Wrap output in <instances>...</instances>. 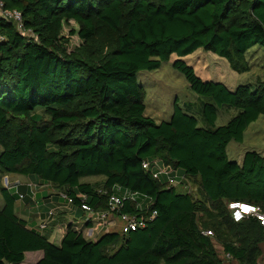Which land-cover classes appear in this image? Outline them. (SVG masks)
<instances>
[{"label":"trees","instance_id":"16d2710c","mask_svg":"<svg viewBox=\"0 0 264 264\" xmlns=\"http://www.w3.org/2000/svg\"><path fill=\"white\" fill-rule=\"evenodd\" d=\"M2 2L20 12L23 31L0 17V178L25 175L32 183L15 184L14 192L0 184V264H22L28 251L41 252L34 264H261L263 228L251 217L232 221L226 203L264 210V153L244 150L236 161L225 149L264 116V78L228 88L202 80L179 58L200 48L247 72L246 52L264 48V0ZM70 20L76 29L61 35ZM71 34L81 43L66 51ZM171 54L197 95L200 124L190 102L174 100L166 120L144 114L136 74ZM218 108L236 113L214 126ZM151 159L175 169L193 192L153 178L141 168ZM96 176L102 180L80 181ZM36 184L69 197L58 196L70 213L83 212L81 203L105 210L108 194L126 190L135 196L119 212L155 214L143 227L93 239L68 221L54 244L53 217L39 231L15 211L24 197L18 187L34 197L27 205L40 198ZM218 247L230 256L226 263Z\"/></svg>","mask_w":264,"mask_h":264},{"label":"rangeland","instance_id":"374dc122","mask_svg":"<svg viewBox=\"0 0 264 264\" xmlns=\"http://www.w3.org/2000/svg\"><path fill=\"white\" fill-rule=\"evenodd\" d=\"M70 29H76V24L71 20L68 21L67 24H63L61 35L67 36ZM80 43L81 41L76 34L69 35L66 51L74 50V48L79 46ZM176 57L177 56L174 54H171L168 60L162 61L156 69L141 70L137 72L136 79L141 82L145 90L143 99L144 114L153 118L156 122L166 120L170 115L174 100L181 106L186 102H190L193 103V115L197 118L198 124H200V115L195 108L198 103L197 95L188 87L183 75L171 66L172 60ZM246 58L250 62V69L243 73H236L230 70L223 58L218 57L211 52L203 51L200 48L179 59L192 66L196 75L202 80L222 82L230 88H233L236 84L254 83L257 77L264 78V48L257 45L250 48L246 52ZM235 113L236 110L234 108H218L214 119V126L224 124ZM248 149H254L256 151H260L261 149L264 150L263 115H258L254 121L248 124L243 131L241 142L231 140L228 142L225 150L229 159L239 161L243 151ZM171 176L175 179L174 181L179 177L174 173H172ZM12 179L17 180L20 184L29 182L28 177L25 175L8 173L0 178V184L3 187L8 188L11 185L16 184ZM100 180H102V177L100 176L84 177L80 179V181L85 182H98ZM39 186L40 185L36 184V189L43 188L44 192H47L46 187ZM189 188L191 192H193V187L189 186ZM10 190L14 192V188H11ZM40 201L41 199L38 196V199L34 204L40 203ZM1 204L2 199L0 195V206ZM69 214L73 217V223L83 222L85 220V214L81 211L76 214ZM116 227L117 226H114L112 228L116 229ZM58 235V233L53 235L52 232L49 240L52 242L54 241V244H56ZM33 253L35 252H31L30 254L27 253V255H25L23 264H33L35 262L36 258H32L34 255Z\"/></svg>","mask_w":264,"mask_h":264},{"label":"built area","instance_id":"2783aa9c","mask_svg":"<svg viewBox=\"0 0 264 264\" xmlns=\"http://www.w3.org/2000/svg\"><path fill=\"white\" fill-rule=\"evenodd\" d=\"M0 17L11 20L18 31H23L20 12L17 9H4L2 0H0ZM141 168L144 170H148L153 178H163L166 181L167 185L181 186L185 191L190 190L189 185L184 183L185 178L183 176H180L179 173L175 169H172L170 166L161 164L157 159L142 160ZM172 173L179 176L176 181H174L175 179L172 178ZM116 188L118 189V187ZM58 196L64 199L67 203L71 202V199L69 197H66L62 193H59ZM134 196L135 194H132L126 190L120 191L118 193H110L108 194V208H106L105 210H93L87 205L81 203L80 208L85 214V220H88L90 222V225L88 227V225H85L84 223L76 222L74 223L75 228L80 229L82 234H84L86 238L93 239L96 233H101L103 231L117 230L120 233H127L130 230L143 227L145 225V222L153 217L155 211H152L147 215L139 212L136 214L119 212L122 201L126 198L131 199ZM140 207L141 204L137 203V208ZM226 207L229 211V215L232 221L237 222L246 217L254 218L257 223L263 228L264 234V210H262L258 205L240 201H229L226 203ZM52 214V210L47 211L45 219L37 223L36 228L39 231H42L43 229L48 227L47 225L52 217ZM70 221H73V219H71ZM91 226H94V229L91 230ZM114 226H117L116 229L112 228ZM202 233L211 235V232L209 230H202ZM218 251L219 257L224 262L230 260V256L227 253H223L219 247ZM257 262L264 264V236L261 243V251L259 253V256L257 257Z\"/></svg>","mask_w":264,"mask_h":264},{"label":"crops","instance_id":"0c3cea01","mask_svg":"<svg viewBox=\"0 0 264 264\" xmlns=\"http://www.w3.org/2000/svg\"><path fill=\"white\" fill-rule=\"evenodd\" d=\"M226 86L228 88H230L228 85H226ZM259 152L264 153V150L261 149ZM12 180L14 182H16L17 184L20 183L17 180H14V179H12ZM28 181H29V183L26 182L23 184H27V183L31 184L32 183L31 180L28 179ZM13 187H14V185L10 186V188H13ZM26 189L27 190H25V191H22V187H18V189H17L18 192L24 193V197L21 200L18 199L14 202L16 213L18 214V216L25 219L27 221L28 225H34V224H37V223L41 222L42 220H44L46 217L47 211L52 210L53 211L52 224L55 223L53 225L52 232H53V235H55L57 233L59 234L58 239H57V243H56V244H58L59 240L61 238V235L64 232L66 222L70 221V219H71L68 207H66L64 205V203L60 200V198L57 195H55L54 191L50 188H46L47 192L42 191L43 190V188H42V190L40 192V199H41L40 203L34 204L37 200V197H36L35 200L32 201L33 203H29L26 205L24 203L25 201H28V200L30 201V200H33V198H34L31 196V192H30L29 188H26ZM75 213H76V211H75ZM61 219H62V221H61ZM77 223H83V222H77ZM88 227H89V225H88ZM93 227L94 226H91V230L94 229ZM99 234L100 233H96L93 238H95ZM82 235L84 237H86L84 234H82ZM53 243H55V242L53 241ZM31 252H35V253H33L34 255L32 258H36V260L41 256L40 251H37V252L36 251H28V252L24 253V257H25V255H27V253L30 254ZM22 264H23V262H22Z\"/></svg>","mask_w":264,"mask_h":264}]
</instances>
